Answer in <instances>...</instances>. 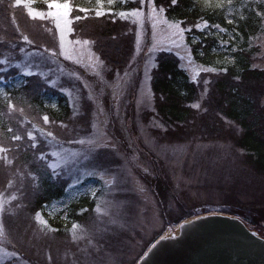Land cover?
I'll return each mask as SVG.
<instances>
[{"label": "trees", "instance_id": "obj_1", "mask_svg": "<svg viewBox=\"0 0 264 264\" xmlns=\"http://www.w3.org/2000/svg\"><path fill=\"white\" fill-rule=\"evenodd\" d=\"M166 4H170V0H165ZM191 0H179V6L170 9L167 13L168 18L183 19L189 24L194 23L198 19L196 12L191 11L187 5ZM73 8L72 16L84 13L78 12L79 8L88 9V17L86 19L75 21L74 27L76 32L71 38L79 35L84 39H93L96 41L92 45V50L96 54L103 53L102 59L105 60L106 66L110 69L107 76L111 82L115 79L116 71L123 74V68L126 67L131 54L134 52L135 33L134 26L127 20L115 17L116 23H112L113 17L108 13L121 11H130L134 7L139 6L138 1L131 0H113L111 4L108 0H101L98 4L97 0H70ZM34 8L46 10V4L43 0H37L33 5ZM101 11L100 17L95 16L96 11ZM247 15V13H245ZM13 16L17 20L18 25L28 34L37 45L44 44L50 48H56L55 37L45 32L44 26L53 27L49 21H33L26 15V10L16 8L14 10L5 11L0 8V35H15V25L11 23ZM210 22L220 23L227 31L225 33L204 37L201 33H197L195 29L192 34L187 35L186 45L193 49L192 60L203 68H220L227 67V74H219L212 72H202L199 74L198 81L200 84L192 83L187 73L180 68V61L171 53L159 52L155 59L157 65L151 71L152 80L150 88L154 102L155 112L160 124L164 126V130L158 133V139L161 142L184 144L190 141H215L222 143H231L234 147L243 151V161L253 174L264 176V108L260 104V100L264 97V71L254 67V64L260 60V46L257 44L262 37L264 31L254 21L247 22L241 20L237 31L240 36L236 37V41L230 39L233 35L234 25L227 24L223 15L206 16ZM54 28V27H53ZM193 37L199 41L192 44ZM226 41V48H220V41ZM235 48L236 51H231ZM7 45H0V58L9 51ZM18 51V50H17ZM204 55H199V52ZM145 55L138 57V64H143ZM227 57V59H226ZM20 57L17 56V59ZM66 67V66H65ZM68 68V67H66ZM72 71L80 72L79 68H68ZM17 69H11L8 73H0V75L15 76ZM141 72L136 75L139 81ZM239 77V79H236ZM53 76H49L51 80ZM204 79H210L209 94L201 99V93ZM31 82L20 91L25 94L27 103L21 104L25 107V118L36 124L38 128L45 132L52 131L56 136V140L45 138L39 131H34L40 141V149L47 154V162L52 159L51 153L55 142H66L69 139L81 138L90 133L92 115L94 106L89 100H83L81 103V113L76 112V105L69 101L68 97L60 91L61 88L71 86L68 80L60 75L57 84L53 87L41 83L37 77L30 78ZM0 87H4L0 85ZM138 87V84H137ZM127 88L131 90V94H135L137 89ZM83 96H86L83 93ZM108 97L103 100L109 113L112 110L108 108ZM133 101L131 102V104ZM194 103H200L201 109L190 107ZM55 105V106H54ZM74 108H73V107ZM133 104L128 108V113L133 115ZM105 107V108H106ZM207 109V111H204ZM132 112V113H131ZM75 113V114H74ZM49 117L50 123L45 125L43 116ZM112 115V114H111ZM132 118V116L130 117ZM149 118V116L147 117ZM54 122V123H53ZM66 124L68 127H61ZM113 124V123H112ZM7 121H5V130ZM27 127L31 129V124ZM123 146V145H122ZM27 148V145H23ZM124 148V146H123ZM102 151H99L100 153ZM110 157L115 152L105 151ZM117 159L114 157V160ZM21 162H31L33 153L31 150L20 153ZM105 157H100L95 161L96 166H110L113 162L107 161ZM118 162V161H117ZM36 166L33 165V168ZM41 177L46 176V172L41 164ZM142 180L151 188L159 202L162 211V219L166 226H175L183 219L194 217V211H188L184 207H180L179 215L168 221L169 212H166L164 205L166 199L163 186L160 184L159 178L154 180L141 175ZM93 177L84 179L82 185L93 182ZM69 181L65 178L58 179L53 182L51 180L42 179L39 191L32 194L29 190L27 204L24 215L34 214L35 211H41V216L47 221L51 228L57 229L56 232H49L46 237L37 238L33 246H23L20 254L24 260L31 264H36L34 260H38V264H44L49 251L55 258L64 253H69V235L67 234V225L70 226L74 221H78L79 210L85 206L92 207L94 199L100 191H97L95 198H90L87 193L79 196V198H69V192L65 191L66 184ZM4 178L0 175V191L4 190ZM234 184V183H233ZM11 192H5L10 195ZM55 204L65 206L61 210L51 214V209ZM47 207H43V206ZM169 213V214H168ZM229 215H237L249 225L252 224L250 219L242 217L239 213H229ZM225 214V215H226ZM64 216V217H63ZM172 216V215H171ZM86 222V221H85ZM254 222V221H253ZM20 223H26L22 220ZM35 223V221H33ZM264 236V232L258 230ZM57 264H61L60 262Z\"/></svg>", "mask_w": 264, "mask_h": 264}, {"label": "snow or ice", "instance_id": "obj_2", "mask_svg": "<svg viewBox=\"0 0 264 264\" xmlns=\"http://www.w3.org/2000/svg\"><path fill=\"white\" fill-rule=\"evenodd\" d=\"M43 2L46 4V10L33 7L37 0H0V8H4L5 11L22 8L26 10V15L31 20L49 21L52 23L54 28L44 26V30L56 38L58 45V51L44 44L37 45L21 29L15 16H13L11 21L15 25V35H0V45H7L10 49L4 52L3 58H0V73H8L11 69L18 70L15 76L9 75L5 78V76L0 75V85L4 86L0 87V175L3 176L5 181L4 190L0 191V264H3L4 258L10 257H15L12 264H30L29 261L22 258L20 249L23 246H33L37 238L46 237L49 232L57 231V229L51 228L47 221L42 219L41 211H35L34 214L28 216L24 215L28 207L29 190H31L32 194L38 192L42 179L55 182L65 176L71 177L70 182L65 187V191L70 192L82 184L86 177L99 174L103 178L108 170H98L94 166L91 170L85 169L81 171V165L84 161L90 162L94 159L93 153L96 149H116L115 141L114 139H109L106 129L94 134V137L90 139H69L67 141L68 144L88 145L89 151L71 152L61 146L59 151L51 154L57 158L56 163L47 162V154L40 149V141L34 135V131H39L42 136L51 138L52 141L57 138L52 131L45 132L25 118L26 110L21 104H25L27 101L25 94L20 90L31 82L30 78L32 77H37L41 83L48 87L55 86L57 80L48 79L49 74L54 72L50 65H56L59 72L63 73L64 68L59 67V61L62 57L63 60L73 61L78 65L84 66L82 59L77 58L74 60V56L78 52L82 56L83 46H90L96 43L93 39H84L79 35H76L75 38H69L76 32L74 22L86 19L88 17V9L79 8L77 11L84 13V15L72 16L73 8L70 5V0H43ZM100 2L101 0H97L98 4ZM112 2L113 0H108L109 4ZM178 6L179 0H170V4H166L165 0H147V3L145 0H139V6L132 8L130 11H121L118 14L115 12L108 13L110 17H113L112 23H116L115 17L117 15L120 19H127L129 16L138 18L135 21L137 27L134 30L135 51L131 54L126 67L123 68V75H121L120 71H116V79L111 85L114 88L119 87L121 89L120 95L123 94L124 89H135L137 84L141 91L145 89L150 91L149 82L153 77L150 75L148 67H145L142 78L139 81L135 78L140 71L138 57L143 51L142 44L146 36L145 22L151 27L152 44L147 47V53L153 54L152 59H155L154 54L157 51H171L173 48L184 47L188 55L189 64L192 63L193 49L185 43L188 34H192L195 29L197 33H201L206 38L213 35L214 32L219 35L227 31L220 23L210 22L206 18L208 14L213 16L223 15L227 24L235 26L232 30L233 35L230 37L233 41H236V37L240 36V32L237 29L241 20L245 22L254 20L261 27V30L264 31V0H191L187 7L198 15V19L191 24L183 19L170 20L168 18L167 13L169 10ZM102 14L104 13L99 10L95 12L96 17H100ZM161 25H167L170 30V41L168 44L157 46L155 42L157 28ZM197 43L199 41L193 37L192 44ZM226 46L227 42L221 40L219 47L223 49ZM231 51H236V49L232 48ZM199 55L203 56L204 53L201 51ZM17 56L20 58L17 59ZM102 56V52L99 55L92 52L89 55V63L86 67L91 68L92 74L98 78L100 83H105L102 72L107 69ZM180 59L184 60V57L182 56ZM156 66V64H152V67ZM45 68H47V71H45ZM200 70L216 73L217 75L221 73L227 74L228 72L227 67L219 70L201 67ZM69 75L74 76L84 84L85 89H88L87 100L91 101L98 110L93 112V130L97 129V117L101 115L105 116L103 123L106 126L109 122V114H106L103 105L98 103L92 87L75 71L69 73ZM197 75H199V72H197ZM236 79H239V77ZM191 82L201 83L197 80ZM202 84L201 99L209 94L212 81L204 79ZM60 91L63 92L65 90L61 88ZM100 91L103 93V89ZM79 99H82V97H77V100ZM113 99L117 102L115 106L118 113L119 95L115 91L113 92ZM190 107L199 110L202 105L194 103ZM204 111H207V109H204ZM76 112H79V106H77ZM5 121H7L6 130ZM43 122L45 125L50 123L47 115L43 116ZM28 124H31V129L27 127ZM153 126L162 127V125L155 124V122H153ZM61 127L67 128L68 126L62 124ZM24 144L27 145V148L23 147ZM28 150L32 151L33 160L22 163L20 153ZM41 164H43L46 172V176L43 178L39 171ZM33 165L36 167L33 168ZM58 169L60 170L58 171ZM114 180L115 175H113V180H106L105 184L111 186ZM8 191L11 194L6 196L5 192ZM92 195L95 197L96 192L93 191ZM101 204L106 205L103 211L100 207ZM112 205V200L99 199L94 211L101 213L102 216H108L107 206ZM87 211L88 209L82 208L77 215ZM22 220L26 221V223H20ZM111 223L114 225L116 220L113 219ZM189 223L192 222L186 221L185 224H181L180 229H183ZM110 231L114 233L115 228L109 227L108 223L103 220L92 228L83 226L80 223H73L70 229L71 239L68 241L70 255H66L65 264H104L105 251L109 242L107 234ZM165 238L174 237L169 233L166 236H162L161 240ZM8 245H11L12 251H6ZM152 247L154 248L155 245H152ZM46 264H57L50 251L46 257Z\"/></svg>", "mask_w": 264, "mask_h": 264}, {"label": "rangeland", "instance_id": "obj_3", "mask_svg": "<svg viewBox=\"0 0 264 264\" xmlns=\"http://www.w3.org/2000/svg\"><path fill=\"white\" fill-rule=\"evenodd\" d=\"M131 1L139 2V0ZM145 2L147 3V0ZM137 19L129 16L125 20L133 25V30H135ZM145 29L146 36L141 52L145 55V60L143 64H138L141 72L140 78H142L145 67L150 69L151 75L154 68L152 64H155L159 52H167L179 59L180 68L187 73L189 80L198 81L199 75H197V72L200 74L205 71L200 70L202 66L196 64L193 60L191 64L188 63V55L184 47L173 48L171 51H157L154 54L155 59H152L153 54L147 53V47L152 44L151 27L147 22H145ZM69 38L71 39V37ZM169 41L170 30L167 25L159 26L155 41L157 46L168 44ZM257 44L260 46V60L254 64V67L264 71V37ZM55 49L58 51L57 41ZM92 52V45L83 46L82 56L80 52L74 56V60L81 58L84 66L73 61L63 60L61 57L59 67H63L64 72H59L56 65H50L54 72L50 73L49 76H53L51 80H57L62 75L68 80L71 86L63 87L65 90L63 93L73 106H79V113H81V103L83 100L87 101L88 89H85L84 84L74 76H70L69 73L73 71L68 69L71 67L79 68L80 72H75L89 83L98 103L103 105L105 113L109 114V122L106 126L103 123L105 116L97 117L98 127L96 130L92 128L94 119L92 117L90 133L81 137L90 139L94 137V134L106 129L109 139H114L115 150L111 148L96 149L93 153L94 159L90 162L84 161L81 165V171L91 170L94 166L98 170L108 171L103 178L99 174L89 176L94 178L93 182H88L85 186L80 184L69 192V198L77 200L79 196L85 193L92 195L93 191L100 190L94 199L93 206L83 207L88 211L79 215L78 221H74V223L92 228L103 220L108 223L109 227L115 228L114 233L110 231L107 234L109 242L105 251L104 264H136L146 249L157 240L159 234L164 231L167 234L174 230V227H171L172 225L167 227L164 223L162 208H160L153 190L140 178L141 175L151 180L159 178L166 199L164 208L166 212L170 213L167 218L169 222H172L173 217L179 215L180 207H184L198 215L203 213H239L242 217L252 221V224L249 225L248 223L252 229L264 232V176L253 174L247 164L242 163L243 151H240L231 143L215 141L200 143L196 140L184 144L161 142L158 139V133H153V131L158 130L162 133L164 126L158 121L151 88L150 91L148 89L141 91L138 86L134 95L131 94V90L124 89L123 94L120 95L121 89L111 86L116 76L113 81L108 80L107 74L110 69L107 66V70L102 72L105 83H100L98 78L92 74L91 68L86 67L89 63V55ZM182 56L184 60L180 59ZM45 71H47V68H45ZM101 89H103V93H101ZM114 91L119 95L118 113L115 106L117 102L113 99ZM83 93L86 96H83ZM77 97H82V99L77 100ZM107 97L109 99L108 108L112 110V115L103 103V100ZM132 101L133 115L128 113ZM260 101L261 106L264 108V97ZM91 104L94 106V111H98L92 102ZM131 116L132 118H130ZM148 116L149 118H147ZM153 122L162 125V127L153 126ZM61 146L71 152L89 151L88 145H70L60 141L54 143L52 153L59 151ZM99 151L102 152L98 153ZM105 151L115 152L114 157L117 159L114 160L113 156L108 157ZM102 156H106L107 161L113 162V164L110 166H107V164L106 166H96L95 161ZM51 157L50 162L56 163L57 158L52 155ZM113 175H115V180L112 185H106L105 181L113 180ZM64 178L70 182L71 177L65 176ZM105 198L113 201L112 206H107L108 216H102L101 213L94 211L98 200ZM100 207L103 211L106 205L101 204ZM62 208V205H56L50 212L54 214ZM42 219L45 220L43 217ZM113 219L116 220L114 225L111 223ZM72 224L67 225L66 228L69 240L71 239L70 229ZM12 250L11 245H8L6 251ZM65 257L66 254L64 253L59 258L55 257V259L58 263L65 264ZM13 260H15V257L4 258L3 264H12ZM34 262L39 263L38 260H34ZM44 264H46V260Z\"/></svg>", "mask_w": 264, "mask_h": 264}, {"label": "water", "instance_id": "obj_4", "mask_svg": "<svg viewBox=\"0 0 264 264\" xmlns=\"http://www.w3.org/2000/svg\"><path fill=\"white\" fill-rule=\"evenodd\" d=\"M186 221L192 223L180 229ZM186 221L169 232L174 238L155 241L137 264H264V238L237 216L213 213Z\"/></svg>", "mask_w": 264, "mask_h": 264}, {"label": "bare ground", "instance_id": "obj_5", "mask_svg": "<svg viewBox=\"0 0 264 264\" xmlns=\"http://www.w3.org/2000/svg\"><path fill=\"white\" fill-rule=\"evenodd\" d=\"M56 205H60V204H55L54 206H56ZM54 206H53V207H54ZM62 207L64 208V207H66V205H65V206H62ZM63 217H64V216H63Z\"/></svg>", "mask_w": 264, "mask_h": 264}]
</instances>
